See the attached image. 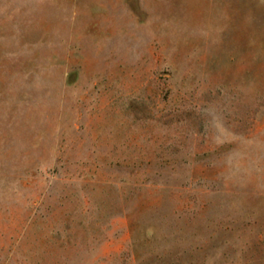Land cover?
<instances>
[{
	"label": "rangeland",
	"instance_id": "374dc122",
	"mask_svg": "<svg viewBox=\"0 0 264 264\" xmlns=\"http://www.w3.org/2000/svg\"><path fill=\"white\" fill-rule=\"evenodd\" d=\"M0 264H264V0H0Z\"/></svg>",
	"mask_w": 264,
	"mask_h": 264
}]
</instances>
